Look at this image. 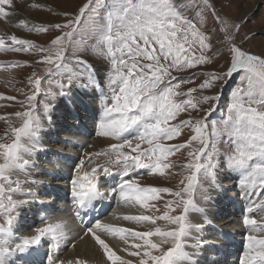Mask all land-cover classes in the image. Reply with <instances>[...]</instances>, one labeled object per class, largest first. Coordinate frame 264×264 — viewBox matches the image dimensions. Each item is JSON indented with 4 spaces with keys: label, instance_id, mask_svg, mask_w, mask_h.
I'll list each match as a JSON object with an SVG mask.
<instances>
[{
    "label": "snow or ice",
    "instance_id": "6c2138e0",
    "mask_svg": "<svg viewBox=\"0 0 264 264\" xmlns=\"http://www.w3.org/2000/svg\"><path fill=\"white\" fill-rule=\"evenodd\" d=\"M24 2L0 0V20L50 35L37 43L15 31L0 34V54L29 57L0 62V68L34 69L27 77L29 91L17 89L24 99L0 94V100L21 109L0 117L8 124L0 136V264H14L13 256L44 243L47 264H95L80 256L61 258L67 245L75 248L73 241L85 237L99 252V264H201L202 256L204 264H218L207 256L215 245L204 233L211 226L206 206L211 190L220 188L222 170L237 175L247 201L238 264H264V52L253 54L237 43L240 24L222 18L211 0H87L74 12L27 0L29 8L46 9L54 19L31 25L24 18L12 21ZM208 15L218 25L215 36L205 27ZM249 31L245 40L258 35ZM223 49L224 62L210 70ZM76 84L100 88L106 96L95 134L114 142L85 153L74 166L70 217L44 216L33 234L17 236L22 213L41 183L29 179L42 150L41 132L54 123L57 98H65L67 106L74 103ZM42 93L43 102L38 100ZM185 130L182 143H169ZM185 149L187 163L180 172L171 171L176 165L169 158ZM141 170L180 179L174 188L146 186L137 179ZM165 194L170 199L164 200ZM113 198L137 214L113 212L112 220L97 216L82 234L75 231L77 221L83 224L84 216ZM161 200L162 209L153 203Z\"/></svg>",
    "mask_w": 264,
    "mask_h": 264
},
{
    "label": "rangeland",
    "instance_id": "374dc122",
    "mask_svg": "<svg viewBox=\"0 0 264 264\" xmlns=\"http://www.w3.org/2000/svg\"><path fill=\"white\" fill-rule=\"evenodd\" d=\"M15 1V0H14ZM21 3V0H18ZM73 0H39V2L41 3H46L48 5H50L51 7H53V9L57 12H59L60 10H65V11H69V12H74L78 10V7L82 6L84 3L87 2V0H76V2H72ZM212 4L216 7L217 12H219L220 16L222 18H226L234 23H239L240 24V31L239 34L237 35V41H241L243 43V45L246 47V49L253 51L255 53L260 54L261 52H264V35H260L261 33H264V0H211ZM251 5H256L255 8V12L252 15H248V16H244L243 11L246 8H249ZM19 7V6H18ZM19 9L23 11V9L27 12H33L34 16L36 17L34 24H39L41 22H47V21H51L54 19L53 15L51 13H49L46 9H41V10H32L31 8H29L27 6V0H25L23 7L20 6L17 9V12L19 13ZM56 19H60L59 17H55ZM2 21V20H0ZM246 21V23H245ZM5 22V21H2ZM207 24H209L211 27H206L207 29H212L213 32V36H215L216 33V29L218 27V25H216L213 21V18L211 17V15L207 16ZM33 24V23H32ZM1 30V29H0ZM19 33L18 35L22 36V37H31L33 38L37 43H45L48 40V35L50 34H44V33H37L35 31L33 32H28L24 29H18ZM249 30H255L258 35L251 40H245L244 37L246 35L250 34ZM3 34V33H1ZM224 55L222 56H218L216 58V61L213 63V65L208 66L210 70H214L216 67L219 66V64H222L224 62V59L226 57V49H223ZM13 55V54H11ZM29 59L28 56H26L25 54H18V59L17 60H26ZM88 59L93 62V63H99L100 62L95 58L94 55L89 54ZM2 62V61H0ZM100 66V65H99ZM3 71L5 72V75H3L2 77H0V94L6 95V96H15L18 100H22L24 99L23 96H21L19 94V92L17 91V89L23 88L25 92L29 91V87L27 85V77L31 74V72L34 70L33 68H29V67H19V68H10L7 71L4 70V68H2ZM42 71V70H41ZM73 71H83V69L80 68H73ZM103 73V72H102ZM43 74V73H42ZM15 77V81L12 80V77ZM58 79V78H57ZM202 79V78H200ZM200 79L196 80V83L198 84L200 82ZM49 85L47 82L44 83L43 87L47 88ZM194 86V85H193ZM53 90L55 91V85H52ZM101 87L103 88V86L101 85ZM105 87H106V83H105ZM107 88V87H106ZM100 89V88H99ZM101 95V92H98ZM107 93H108V89H107ZM102 96V95H101ZM81 97L86 101L87 104H89L90 106H92L93 108H95L96 110H100L103 108L104 105V101L106 100V96H102L104 98V101H99V99L96 97L94 98V100L91 99V97H93L92 95H84V93L81 94ZM58 99L55 100L53 103H58ZM38 100H40L41 102H43L44 100V95L43 93L38 97ZM62 103V101H59ZM4 105H10L8 107H5ZM69 106L66 105V107H64L63 112L61 113H56L54 115V125H57V129L56 131H52L51 132V136L48 139V141H46L45 139L43 140V138L41 139V145L42 148H46V150L48 151L50 149V154L51 156H48V158H54L56 157V155H54L55 153H63V152H67V148L72 147L74 149H76V147L80 146V150H78L77 154L79 156H81L82 158H84L85 154V150L91 151V152H95L98 151L97 149L99 148V146H97L96 144H93V140L96 139H101V137H98L97 135L95 137H90V127H89V122L92 123L93 128L96 130V124L98 122L99 119H97L96 117H88V119H86V117L84 118V116H82V121H84L83 123H81V127H77V125L80 123L78 122L76 124V126L74 127V123H75V117L74 116H69L70 113L68 112V114L66 115V118L64 117V113L67 112L66 110H69L68 108ZM66 109V110H65ZM17 110H21L19 108V105L15 104L13 101H7V100H0V117L6 116L8 114L13 113L14 111ZM219 116V112H217L214 116L213 119L218 118ZM13 126L19 127L20 126V122L18 120L13 119L12 121ZM52 124V125H53ZM51 125V126H52ZM69 126H73L71 127V131L74 134V137H71L70 132L68 130ZM8 127L7 121L0 119V136H4L5 134V130ZM81 130V129H85L86 133L84 134H76V130ZM44 131V129H43ZM42 131V132H43ZM41 132V133H42ZM188 132L187 130H185L184 135L179 138L178 140H174L171 141L169 143H182L184 139L187 138ZM70 137L69 140H66L63 137ZM86 137V140H81L80 137ZM89 138H91L89 140ZM45 141V142H44ZM109 141V140H108ZM73 142V143H72ZM114 142V141H113ZM112 141H109V143H113ZM108 143V144H109ZM105 144V145H108ZM45 146V147H44ZM221 149L224 150V146L221 145ZM66 150V151H65ZM43 154L39 157V160H44L42 159ZM47 156V154H46ZM45 156V157H46ZM49 159V160H50ZM171 161H173L176 165V167H174L171 171L173 172H180L181 171V166L185 163H187V149L182 150V152H177L175 155L171 156L169 158ZM41 161V162H42ZM79 161V160H78ZM55 161H50L47 164H44V168L47 169H52L58 166L57 163H52ZM222 171H227V170H222ZM75 172L72 171L70 173V178L72 176H74ZM187 174V173H185ZM70 178L68 179V185L69 187L66 190V194H68V192L70 191ZM138 181L142 184V185H146V186H154V187H168V188H174L177 184L178 181L180 179L179 176H172L169 177L167 179L156 176V175H149L146 172L142 173V175H140L139 177H137ZM47 181V180H46ZM62 181H64V183L66 182L65 180H61L59 182L62 183ZM225 181V180H224ZM48 182V181H47ZM58 182V183H59ZM50 183H55L58 184L57 182H50ZM63 183V184H64ZM235 188V186H234ZM66 194L64 196H66ZM47 195H49V193L47 192ZM64 196H58L56 198H61L62 201H60V206L57 209H51V212L49 215L47 216H51L53 219L57 216L58 213L60 212H65L66 210H70V203L68 201L67 198H64ZM221 199L219 197V195L216 196V199ZM170 199V197H168L166 194L164 196V200ZM62 203H65L69 208L64 209L62 208ZM153 203L157 204V207L159 208H163V200L161 201H154ZM117 207L112 208L110 207V210H103V212L98 215L100 216L101 219L104 220H111L112 218V213L116 212L117 214H119L120 212V206L118 203ZM222 204H226L228 206V213H226V216L224 218L229 217V213L231 211V206L229 203H227L226 201L222 200L221 202L217 204H215V209H214V213L215 219H213V223L216 226H220V224L216 223L215 220H217V215L221 214L223 211V208H220V206ZM114 209V210H113ZM226 209V208H224ZM130 212L132 214H137L135 209H131ZM72 213V212H71ZM32 214H39L38 213H32ZM147 214H152L151 212L147 213ZM159 214V213H158ZM223 215V214H222ZM33 220L36 222V224L33 227H30L31 224L29 222H27V227L26 229L21 230V232H19L18 234L20 235H30L34 233V228L35 227H41L43 226L42 223L40 222V225L38 226V220L36 219V217L33 218ZM92 221V220H91ZM90 221V223H91ZM118 223H125L123 221H117ZM237 222L240 224L239 219H237ZM0 223H2V220H0ZM81 229H83L85 226H80ZM131 227H138L137 230H145L143 228V226H135V225H131ZM223 228V226H220ZM225 228H230L233 231L238 232L237 230H235L234 227H225ZM242 228V227H241ZM209 229H205V235L207 239H212L215 234L217 233H209L208 231ZM242 230V229H240ZM239 230V231H240ZM214 231H216V229H214ZM217 232V231H216ZM212 237V238H211ZM74 243V242H73ZM44 250L45 253H43L40 257L45 256L47 250H48V245L47 243H44ZM72 249V245L69 244L66 246V250L63 251L62 253V259L65 257L66 252H69ZM230 249V247H229ZM219 250V249H218ZM227 251V250H225ZM227 253V252H226ZM229 253V252H228ZM242 254V252H240ZM235 255V258H238L239 252L235 251L234 254H231L227 257V261L230 260V258H232L231 256ZM35 257L32 259L33 261H35ZM40 258L38 257V260ZM29 260V259H28ZM226 261V262H227ZM236 261L234 262H229L226 264H235ZM225 263V262H224ZM204 264V261L201 263Z\"/></svg>",
    "mask_w": 264,
    "mask_h": 264
},
{
    "label": "bare ground",
    "instance_id": "6f19581e",
    "mask_svg": "<svg viewBox=\"0 0 264 264\" xmlns=\"http://www.w3.org/2000/svg\"><path fill=\"white\" fill-rule=\"evenodd\" d=\"M76 2V0H73L72 2ZM17 5L20 4V2L18 0L14 1ZM74 2V3H75ZM20 7V6H19ZM18 7V8H19ZM23 7V6H22ZM17 8V9H18ZM255 8L256 5H251L249 8H246L243 13L244 16H248V15H252L255 12ZM20 18H24L27 19L28 21H30V25L32 23H37L35 21L36 17L34 16L33 12H27L23 9L20 10L19 9V13L18 16L16 17H12V21L16 22L18 21V19ZM0 34L1 33H12V32H16L17 34L19 33V30L17 28H15L13 26V23H9V22H2L0 21ZM17 60L18 59V55H11L8 54L7 56L0 54V61L2 62H6L7 60ZM95 64H99V63H95ZM99 67V65H98ZM3 75H5V72L3 71L2 68H0V77H2ZM104 92L107 94V90H105L103 88ZM101 92V89L97 88L95 90L89 88V89H85L82 88L79 84H76L73 87L72 90V98L74 103L69 106V110H66L67 112L64 113V117L66 118V115L68 114V112L70 113L69 116H74L75 119V125L78 122H80L77 127H81V123H83L84 121H82V116H84V118L86 117V119H88V117H96L97 119H100V117L102 116V109L100 110H96L95 108H93L92 106H90L89 104L86 103V101L81 97V94L84 93V95L88 94V95H92L93 97H91L92 100H94V98H98L99 101H104V98L98 93ZM59 101H62V103ZM95 101V100H94ZM105 102V101H104ZM56 104V109L54 111V115L56 113H61L63 112L64 107H66L67 105V100L65 98L59 97L58 99V103ZM104 106V105H103ZM89 127H90V137H95L96 134V130L93 128L92 123H88ZM58 125V124H57ZM57 125H52V126H45L44 131L41 133V139L43 138V140L45 139L46 141H48V139L51 136V132L52 131H56L57 129ZM71 127L73 126H69L68 130L71 131ZM86 133L85 129H81V130H76V134H84ZM71 137H74V134L72 133V131L70 132ZM66 140H69L70 137H63ZM81 140H86V137H80ZM91 138H89L90 140ZM110 140L109 138H104L101 137V139H96L93 140V144H96L97 146H99V148L97 149L98 151H100L103 148H106ZM45 142V141H44ZM113 142V141H112ZM73 143V142H72ZM45 147V146H44ZM80 146L76 147V149H79ZM72 147L67 148V152H61L59 155H56V157L54 158H48V156H51L50 154V149L47 151L46 148H42V150L40 152H38L34 158V163H35V167L32 169V175L29 177V179H33L35 181L41 182L39 183L34 189L33 191L38 193V195L36 196L34 202H32L31 204H29L23 211L22 213V218L19 220L18 222V227L16 230V235L20 236V234H18L19 232H21V230L26 229L27 222H29L31 224L30 227H33L36 222L33 220L34 217H36V219L38 220V226L40 225L41 222V218L44 216H47L50 214L51 209L53 207V209H57L60 206V201H62L61 198H56V197H60V196H64L67 192V188L69 187L68 185V179L70 178V173L72 171H74V166L78 164V160L81 159L82 157L79 156L77 154L78 150H76ZM65 150V151H66ZM91 151L85 150V153H89ZM42 156V160H39V157ZM47 154V156H46ZM46 156V157H45ZM50 159V160H49ZM42 161V162H41ZM50 161H55V163L58 164L57 167L52 168V169H47L44 168V164H47ZM61 180H65L66 182L64 183V181L59 182ZM108 179V178H105ZM218 183L220 184V188L217 189H213L211 190V200L207 203L206 206V212L208 214V219L211 221V226L207 227V229H209L207 232L208 234L211 232L212 233H217L215 234V236L212 239H208L210 242L214 243L215 245V251L208 253L207 256L218 262V264H226L229 262H235V264H238V258H235V255H232L229 261H227V257L231 254H234L235 249L237 246H239L238 243H231L234 238L232 236L226 235V231H233L230 228H225V227H234L235 230H237L239 232L241 228V222L240 224L237 222V217H227L224 218L225 216H223L222 214L225 212L228 213V206L226 204H222L220 206V208H223V211L221 214L217 215V220L216 223L220 224V226H223V229L226 230H221L219 229L220 226H216L212 221L213 219H215V213H214V209H215V204L221 202L222 200L226 201L227 203L230 204L231 206V200L232 199H236V198H244L243 194L240 192V189L238 187V177L235 173H231L229 171H220L218 173ZM48 182H47V181ZM225 180V181H224ZM59 182L58 184L55 183H50V182ZM64 183V184H63ZM235 186V188H234ZM47 192L49 193V195H47ZM219 195V197L221 199H216V196ZM64 198H67L69 203L71 200L70 197V191L68 192V194H66V196H64ZM245 199V198H244ZM255 199V197H254ZM118 203V198H113L111 201H104L103 204H98L97 205V209L99 211H93L91 212L89 215L84 216L83 218V224H80L78 221L76 222V225H74L73 227L75 228L76 232H80L82 234L81 231V227L80 226H87L90 224V221L93 220L95 217H97L98 215H100L103 210H105L107 207H112V208H116ZM120 206V205H119ZM71 207V204H70ZM62 208L67 209L69 208L65 203H62ZM226 208V209H224ZM232 208V206H231ZM120 213H129L131 209L128 208H124L122 206H120ZM114 210V209H113ZM106 211V210H105ZM39 214H32V213H38ZM233 212L235 215L237 214L235 209H231L230 213ZM72 215L71 213V208L70 210H66L65 212H60L57 214V216H68L70 217ZM56 216V217H57ZM112 220V218H111ZM117 222V221H114ZM125 226H130L128 225L126 222L123 223ZM138 228V227H137ZM222 228V227H221ZM214 229H216V231H214ZM140 230V229H139ZM236 232V231H234ZM31 234V233H30ZM205 235V234H204ZM206 236V235H205ZM76 245L75 248L72 247V249L69 252H66L65 257L64 258H68L71 259L73 257L76 256H80V257H84L87 258L93 262H95V264H99L100 261V254L99 252L96 250L95 246L93 245L92 241L85 237L83 240L80 239H75L73 241ZM231 251H230V249ZM44 245L42 244L37 250H34L28 254H24V255H20V254H16L15 256L12 257V260L14 261V264H24V261L21 262V260L23 259L24 256L27 257V260H32L34 257L38 260V257H40L43 253H45L44 250ZM219 249V250H218ZM227 250V251H225ZM227 252V253H226ZM229 252V253H228ZM238 252V250H237ZM44 255V254H43ZM241 255V253H239L238 257ZM35 259V261H36ZM205 257L202 256L201 257V263L204 261ZM33 261V260H32ZM33 261V262H35ZM227 261V262H226ZM225 262V263H224Z\"/></svg>",
    "mask_w": 264,
    "mask_h": 264
}]
</instances>
